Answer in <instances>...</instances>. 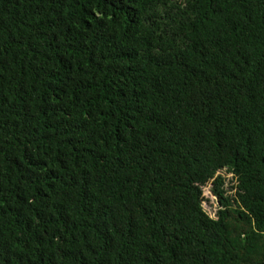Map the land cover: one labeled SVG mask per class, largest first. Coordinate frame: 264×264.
I'll use <instances>...</instances> for the list:
<instances>
[{
    "label": "trees",
    "instance_id": "trees-1",
    "mask_svg": "<svg viewBox=\"0 0 264 264\" xmlns=\"http://www.w3.org/2000/svg\"><path fill=\"white\" fill-rule=\"evenodd\" d=\"M0 264H264V0H0Z\"/></svg>",
    "mask_w": 264,
    "mask_h": 264
},
{
    "label": "rangeland",
    "instance_id": "rangeland-1",
    "mask_svg": "<svg viewBox=\"0 0 264 264\" xmlns=\"http://www.w3.org/2000/svg\"><path fill=\"white\" fill-rule=\"evenodd\" d=\"M223 175L227 179L226 188L232 192L231 188L235 183L234 176L232 174L227 173L226 171H222L219 173ZM214 185L209 184L204 187V209L209 214V216L213 219H217L218 213L220 211V204L218 199L213 193Z\"/></svg>",
    "mask_w": 264,
    "mask_h": 264
}]
</instances>
